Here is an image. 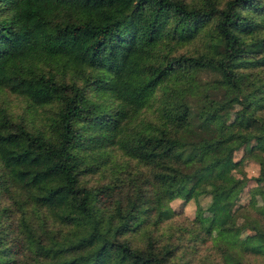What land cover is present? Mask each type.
<instances>
[{"label":"trees","instance_id":"16d2710c","mask_svg":"<svg viewBox=\"0 0 264 264\" xmlns=\"http://www.w3.org/2000/svg\"><path fill=\"white\" fill-rule=\"evenodd\" d=\"M230 102L243 124L223 134ZM110 149L125 160L88 182ZM245 155L257 211L238 201ZM175 197L196 200L189 224L168 223ZM248 255L264 258V0H0V264Z\"/></svg>","mask_w":264,"mask_h":264},{"label":"rangeland","instance_id":"374dc122","mask_svg":"<svg viewBox=\"0 0 264 264\" xmlns=\"http://www.w3.org/2000/svg\"><path fill=\"white\" fill-rule=\"evenodd\" d=\"M197 38L180 45L177 49L179 50L185 49L186 51H194L196 49L202 48L203 47L202 41ZM199 77L200 78L210 77V73L207 71H200ZM4 98H5L4 99L5 102L8 103L11 110L13 111V114H17V113L20 114V112H22L24 115L28 114L29 110L27 111L26 110L27 108L23 106L24 101L20 96L15 95L13 93H6ZM238 107H239V104L235 102H230L221 110V112H219V114L221 115L222 121H223L222 122V126H223L222 133L223 134H227L231 131H234L243 124L242 118L237 113ZM148 114L149 112L141 113V115H145V116ZM241 154H243L242 150L235 149L233 152V157L238 158L241 156ZM125 158H126L125 155L121 153L120 151L110 149V157H108V159L106 160L104 164L106 168L103 170V173L100 174V171H96V173L86 175L88 178L87 181L94 182V180L97 179V181L95 182H98V181L107 179L108 176L111 177L110 179H112V176L110 175V171L112 168L110 167H112L113 165H117L119 161H124ZM128 162L130 163L129 164L130 169L133 170L134 160L131 161V159H129ZM241 167H242V170L244 171L245 182L240 190V196H239L238 201L241 203H244V202L247 203L248 207L251 210L257 211L260 208V204H261L260 197L259 195L255 193H250L248 189L255 184V180L253 179V177L257 174L258 163L254 158L245 155L242 157ZM126 172L128 173V171ZM126 172L124 171V168L122 167L120 170L119 176H121L122 174H127ZM205 201H206V197H202L199 199L200 203L205 202ZM195 203H196V200L193 198H190L188 200H183L179 197H175L171 199L169 201V204L174 209L175 213L168 220V223L171 225H174L175 227H178V225L180 224H189L190 219L194 215ZM208 219H209V214L207 212H204L201 215L202 223L204 225H207ZM232 221L234 223L243 222V217L242 215H240L239 212H235L232 216ZM250 234L251 232L248 228H243L241 230L240 239L242 241V245H244L248 241ZM203 244L209 245V242L206 241ZM207 245H201L198 248L199 251H202V250L208 251V249L211 250V248H209V246ZM195 249L196 248H194V250L191 253H193ZM248 258L254 264H264V258L261 255H254V257H252L251 255H248Z\"/></svg>","mask_w":264,"mask_h":264}]
</instances>
